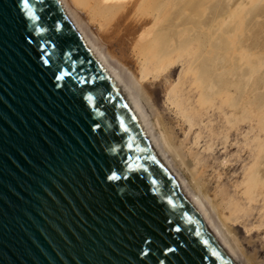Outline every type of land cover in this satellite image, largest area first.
Wrapping results in <instances>:
<instances>
[{"label":"water","instance_id":"water-1","mask_svg":"<svg viewBox=\"0 0 264 264\" xmlns=\"http://www.w3.org/2000/svg\"><path fill=\"white\" fill-rule=\"evenodd\" d=\"M0 264H234L57 0H0Z\"/></svg>","mask_w":264,"mask_h":264},{"label":"bare ground","instance_id":"bare-ground-1","mask_svg":"<svg viewBox=\"0 0 264 264\" xmlns=\"http://www.w3.org/2000/svg\"><path fill=\"white\" fill-rule=\"evenodd\" d=\"M57 1L217 246L259 264L236 234L264 245V0Z\"/></svg>","mask_w":264,"mask_h":264},{"label":"rangeland","instance_id":"rangeland-1","mask_svg":"<svg viewBox=\"0 0 264 264\" xmlns=\"http://www.w3.org/2000/svg\"><path fill=\"white\" fill-rule=\"evenodd\" d=\"M81 16L86 22L89 21L87 16H84V14H81ZM89 24H91V23L89 22ZM95 28L96 29L93 30V31H95V35L97 37H100L98 34L97 27H95ZM99 40L105 47L107 46V43L104 39L99 38ZM234 152H235V150H234ZM180 172H181L180 174L183 175L182 170ZM233 231L235 232V231H237V229H235V230L233 229ZM236 236L239 240V244L240 245L242 244L241 247L244 250L245 255L249 258L255 254L254 251H258L259 256H257V260L259 261V264H264V245H261V240H260L261 237L254 235L253 239H252L253 240L252 243H248L244 229L239 230L238 233L236 234Z\"/></svg>","mask_w":264,"mask_h":264}]
</instances>
